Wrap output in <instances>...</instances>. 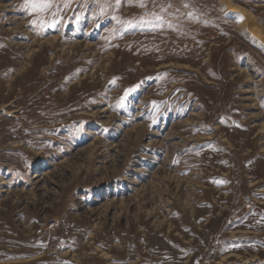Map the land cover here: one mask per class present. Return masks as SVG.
Returning <instances> with one entry per match:
<instances>
[{
  "label": "rangeland",
  "instance_id": "1",
  "mask_svg": "<svg viewBox=\"0 0 264 264\" xmlns=\"http://www.w3.org/2000/svg\"><path fill=\"white\" fill-rule=\"evenodd\" d=\"M0 264H264V53L218 0H0Z\"/></svg>",
  "mask_w": 264,
  "mask_h": 264
},
{
  "label": "bare ground",
  "instance_id": "2",
  "mask_svg": "<svg viewBox=\"0 0 264 264\" xmlns=\"http://www.w3.org/2000/svg\"><path fill=\"white\" fill-rule=\"evenodd\" d=\"M218 2L222 13L236 23L240 34L246 35L248 40L264 53V30L257 23L255 15L247 8L235 5L231 0H218Z\"/></svg>",
  "mask_w": 264,
  "mask_h": 264
},
{
  "label": "snow or ice",
  "instance_id": "3",
  "mask_svg": "<svg viewBox=\"0 0 264 264\" xmlns=\"http://www.w3.org/2000/svg\"><path fill=\"white\" fill-rule=\"evenodd\" d=\"M26 6H30L31 10L33 12H39L43 13L48 11L50 8L53 7V0H26ZM141 7H144L145 5L143 3L140 4ZM65 7H67V4H65ZM54 17H59V12H53L52 14ZM157 20H161L160 16H156ZM237 19L242 20L243 17H237ZM59 19L51 20L49 22L41 21V26L44 27H52L55 28L57 24H59ZM35 23V21L33 22ZM131 26V25H130ZM132 91V89H128L124 93V98H122V103L124 102V99L128 97L129 93Z\"/></svg>",
  "mask_w": 264,
  "mask_h": 264
}]
</instances>
